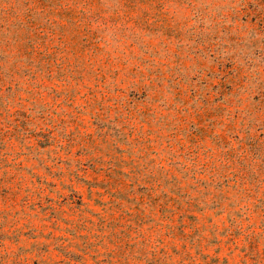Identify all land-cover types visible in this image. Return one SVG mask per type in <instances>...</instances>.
Listing matches in <instances>:
<instances>
[{
    "label": "rangeland",
    "instance_id": "obj_1",
    "mask_svg": "<svg viewBox=\"0 0 264 264\" xmlns=\"http://www.w3.org/2000/svg\"><path fill=\"white\" fill-rule=\"evenodd\" d=\"M0 264H264V0H0Z\"/></svg>",
    "mask_w": 264,
    "mask_h": 264
}]
</instances>
